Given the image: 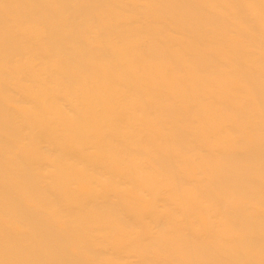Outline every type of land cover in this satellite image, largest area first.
Listing matches in <instances>:
<instances>
[{"label": "bare ground", "instance_id": "obj_1", "mask_svg": "<svg viewBox=\"0 0 264 264\" xmlns=\"http://www.w3.org/2000/svg\"><path fill=\"white\" fill-rule=\"evenodd\" d=\"M0 264H264V0H0Z\"/></svg>", "mask_w": 264, "mask_h": 264}]
</instances>
